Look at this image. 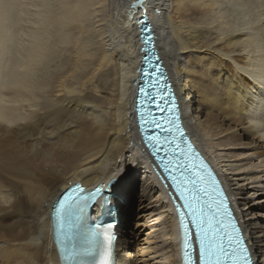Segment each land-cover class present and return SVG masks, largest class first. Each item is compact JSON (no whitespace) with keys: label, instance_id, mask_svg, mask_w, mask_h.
<instances>
[{"label":"bare ground","instance_id":"6f19581e","mask_svg":"<svg viewBox=\"0 0 264 264\" xmlns=\"http://www.w3.org/2000/svg\"><path fill=\"white\" fill-rule=\"evenodd\" d=\"M141 16L153 24L186 127L264 264L258 190L235 177L243 163L223 162L255 163L243 170L253 183L264 172V0H0V264H59L50 219L59 193L121 172L118 264L151 263L153 248L137 244L131 225L141 174L146 200L164 216L166 264H180L178 222L133 111ZM221 147L229 152L216 154Z\"/></svg>","mask_w":264,"mask_h":264},{"label":"snow or ice","instance_id":"6c2138e0","mask_svg":"<svg viewBox=\"0 0 264 264\" xmlns=\"http://www.w3.org/2000/svg\"><path fill=\"white\" fill-rule=\"evenodd\" d=\"M142 32L146 47L137 95L139 127L147 147L182 201L178 207L183 230V264H260L259 258L253 259L221 182L183 129L175 97L152 47L151 26L142 28ZM165 92L173 103L171 107L161 108V103L168 101ZM164 111L173 113L172 118L157 119L156 114ZM123 174L114 175L107 185L97 186L90 192L78 184L72 185L54 202V237L67 264H113V236L109 235V229L114 225L105 229L96 224L82 230L81 222L89 201L101 213L110 211L111 192L104 195L105 188L114 187ZM186 216H190L195 227L194 237ZM259 257H264V252L259 253Z\"/></svg>","mask_w":264,"mask_h":264},{"label":"rangeland","instance_id":"374dc122","mask_svg":"<svg viewBox=\"0 0 264 264\" xmlns=\"http://www.w3.org/2000/svg\"><path fill=\"white\" fill-rule=\"evenodd\" d=\"M108 7L111 8L110 4L108 5ZM212 25H214V24H212ZM212 25H210V26L212 27ZM208 28H209V26H208ZM223 148H225V150H223V151L219 150V151H217L218 153H216V154L223 155L224 153L229 152V149H227V147H223ZM238 151H239L238 153L245 152V154H247L246 153L247 151L244 148L240 149ZM220 155H218V156H220ZM223 159H221V160H223V162H225V164L227 166L228 165L230 166V164L240 165L241 163H243V164H241V167L243 166L242 167L243 169L233 170V173L238 175L235 177H237L241 183L245 184V186L248 188L247 190H249L251 193H255L254 191L258 190L255 194H253V195L251 194V199L254 200L252 202V204L255 206L257 205L256 207H258V208L256 209V211L263 214L264 213V178H263L264 172H262L261 169L258 170V174H260V175L262 174V176L260 178H258L257 182L253 183L252 182L253 180H251V179L250 180H243L245 172L250 167H251V169L256 170L255 169L256 168L255 163L252 164L248 159H245V157L241 158L244 161L243 160L238 161V159H239L238 157H232V158L224 157ZM245 161L248 164H246ZM262 168L264 169V166ZM243 170L244 171L246 170V171L244 172ZM142 178H143V175L141 174L139 177V180L135 184L137 193L135 195V207H134V211H133L134 214L131 216V220H132L131 225L133 226L132 230L134 232L135 239L138 241L137 244L141 242L138 245H141L147 239L145 241V243H143V245H148L149 248H153L152 251L154 253L152 252V254L150 255L151 259L149 261L152 264H166V260H165L166 258L165 257H166V253H167V251H166L167 244H165L166 241H165L164 237L162 236V230H163L162 227L164 226V224H163L164 216L161 214V212L158 208L159 205L157 203H151L149 205L148 200H146V196L144 195L143 191L141 190L142 183H143ZM250 182H252V183H250ZM141 222L143 224H141ZM149 240H150V242H149ZM164 255H165V257H164ZM151 263H149V264H151Z\"/></svg>","mask_w":264,"mask_h":264},{"label":"water","instance_id":"95a60500","mask_svg":"<svg viewBox=\"0 0 264 264\" xmlns=\"http://www.w3.org/2000/svg\"><path fill=\"white\" fill-rule=\"evenodd\" d=\"M139 21L141 22L140 23V27H139V29H140V36L142 37L143 35H144V33L142 32V28H144V27H146V26H148V25H150L151 26V28H152V30H153V24L150 22V20L147 18V16H141L140 18H139ZM152 34H153V37L155 36V32H154V30H153V32H152ZM142 40V39H141ZM154 41H155V38H154ZM142 42H143V40H142ZM146 47V45L144 44V42H143V45H142V50L144 49ZM153 47V50H154V45L152 46ZM155 51V50H154ZM145 53V52H144ZM149 55H151V53H148ZM144 56H145V54L143 55V61H144ZM144 67V64L142 63L141 64V66H140V71H139V73L141 74V71H142V68Z\"/></svg>","mask_w":264,"mask_h":264}]
</instances>
